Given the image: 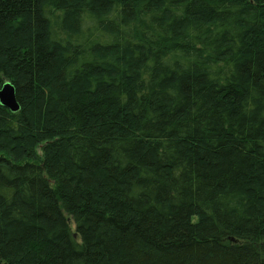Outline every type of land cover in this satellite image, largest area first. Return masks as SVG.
<instances>
[{
  "label": "trees",
  "instance_id": "trees-1",
  "mask_svg": "<svg viewBox=\"0 0 264 264\" xmlns=\"http://www.w3.org/2000/svg\"><path fill=\"white\" fill-rule=\"evenodd\" d=\"M0 264H264V0H0Z\"/></svg>",
  "mask_w": 264,
  "mask_h": 264
},
{
  "label": "water",
  "instance_id": "water-1",
  "mask_svg": "<svg viewBox=\"0 0 264 264\" xmlns=\"http://www.w3.org/2000/svg\"><path fill=\"white\" fill-rule=\"evenodd\" d=\"M0 104L14 113L20 110V105L16 96V90L11 83H7L0 90Z\"/></svg>",
  "mask_w": 264,
  "mask_h": 264
}]
</instances>
